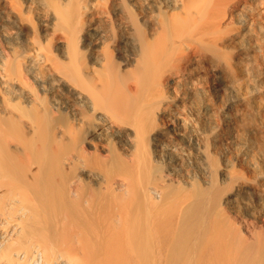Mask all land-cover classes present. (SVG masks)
I'll return each instance as SVG.
<instances>
[{
	"label": "bare ground",
	"instance_id": "1",
	"mask_svg": "<svg viewBox=\"0 0 264 264\" xmlns=\"http://www.w3.org/2000/svg\"><path fill=\"white\" fill-rule=\"evenodd\" d=\"M263 126L264 0H0V264H188L213 208L264 216Z\"/></svg>",
	"mask_w": 264,
	"mask_h": 264
},
{
	"label": "rangeland",
	"instance_id": "2",
	"mask_svg": "<svg viewBox=\"0 0 264 264\" xmlns=\"http://www.w3.org/2000/svg\"><path fill=\"white\" fill-rule=\"evenodd\" d=\"M205 75H203L205 78L204 77L202 78L203 81L206 83V86L208 84L207 87L209 88L210 97L214 102L213 106L216 108L215 112L217 113V115H215V117L217 116L216 119L218 121H221L222 119L221 108L229 94L226 93V91H222L221 89H219V87L217 86V79L215 76H213L212 78L211 74H205ZM262 128L264 132V126ZM228 142L229 141L225 143V146H227L228 152L230 150L229 154L231 158L232 157L235 158V159L232 158V168L234 167L235 170L234 171L232 169L233 173L236 176L241 177L242 179L252 181L254 179L253 173L248 170V168L245 166V163L243 161L237 160V157H235V153H234L236 151L235 149L237 148L235 145ZM215 158L218 157L215 156ZM195 188H197V185H195ZM230 209L232 208H229L227 206L216 207L212 209V211L210 212V219L207 226H205V228L199 232L195 244L191 246L192 249L190 250L191 252L190 258L188 257L189 260L188 264H197L198 256L202 253H205L206 250H209V248H211L209 247L210 245H213L212 248L215 250L213 252V256L216 258V261H213V263L210 264H215V262L217 264H226V260L228 264H264V216L260 217L259 220L256 217L244 213L242 210H234V209L230 210ZM144 220L146 221V219L144 218H142L141 220V222L143 221L142 222L143 224H145ZM38 228H39L38 232L40 230L42 231L45 230L44 226L42 225H38ZM50 232L53 231L50 230ZM57 236H58L57 234L53 235L52 233H47L46 235L37 237L35 241L42 244L43 243L42 241L44 240L49 241L48 238H52V240L50 239V241L56 240ZM181 236L184 239L187 237V233L183 231L180 232L179 239H177L175 244L171 247L170 249L171 251H169L170 253L169 252L167 253L168 258L170 257V255H174L176 257V260H179L180 258L183 257L185 253L184 251L185 247L182 244L184 242ZM74 238L77 240L76 237ZM13 240L16 244L17 243L22 244L23 242V240L21 239L13 238ZM93 243L96 244V246L98 247L101 245L100 241L97 240L95 241L94 239H93ZM57 252L60 254L59 257L62 259L55 258L54 264L56 263L63 264L64 261L65 264H69V263L73 264L75 262L79 263L85 261V255L78 240L77 241L67 240L65 243H63L61 246L58 247ZM102 252L103 250L101 251L99 250L95 252L96 253L95 256H97L100 253L102 254ZM156 259H157V242L154 239H152L151 235L146 233L144 236V243H143V263L144 264L157 263Z\"/></svg>",
	"mask_w": 264,
	"mask_h": 264
}]
</instances>
